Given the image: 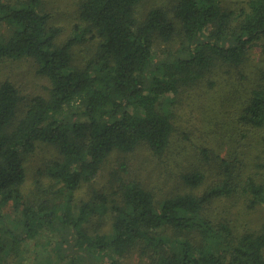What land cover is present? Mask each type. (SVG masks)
Masks as SVG:
<instances>
[{
  "label": "trees",
  "instance_id": "1",
  "mask_svg": "<svg viewBox=\"0 0 264 264\" xmlns=\"http://www.w3.org/2000/svg\"><path fill=\"white\" fill-rule=\"evenodd\" d=\"M143 1L80 0L61 40L44 0H0V61L31 59L49 84L19 114L18 88L0 81V264H25L40 237L54 242V264H264V215L249 227L214 209L226 200L239 215L264 213V0H172L139 16ZM216 86L234 113L230 139L248 138L243 151L221 156L212 119L199 117L203 131L181 127ZM194 131L207 140L174 191L158 197L128 177V155L141 149L169 166ZM39 145L53 156L27 185ZM111 158L121 173L98 185Z\"/></svg>",
  "mask_w": 264,
  "mask_h": 264
},
{
  "label": "rangeland",
  "instance_id": "2",
  "mask_svg": "<svg viewBox=\"0 0 264 264\" xmlns=\"http://www.w3.org/2000/svg\"><path fill=\"white\" fill-rule=\"evenodd\" d=\"M80 0H44V5L46 11L52 16L53 22L62 28V34L60 39H65L70 34L73 24L77 20V8ZM242 0H224V3L232 8H240ZM172 0H144L143 3L139 7L138 15H143L146 11L151 8H156L157 6L163 7V9L171 8ZM76 49V51L80 54H77L79 58H83L86 55V48L82 47ZM259 53L260 49L255 47L250 52L251 62L249 64L250 72H247L249 78L254 77V71L256 68L257 62L259 63ZM8 79L11 81L19 90L22 96L21 102V110L19 114H22L24 111V104L35 95L47 96V90L49 87L48 81L37 74L36 72V64L28 58H21L18 60L11 61H0V81ZM247 90V89H246ZM246 92V91H245ZM220 90L216 86L213 90H210L209 95L207 97L199 98L197 101V105L200 110L194 111L197 112L196 118H191L186 120V116L182 118L185 122L181 126L185 131H187V125L190 121H192L195 128L203 131V127L200 123L199 117L212 119L211 123L207 126V130L210 131L211 127L218 122V131L220 134L222 133L223 141L220 139L212 140L209 138V141L212 142V146L215 147V144L222 146L220 151L221 156L225 155L226 152L231 147L239 148V152L244 150V145L248 143V138L244 137L240 142H233L230 138L233 136L237 137V130L233 131L232 129L236 127V125L231 121V118L234 117L233 112H229L227 108L223 107L222 101L220 98ZM189 102H184L181 106L182 112L183 110L189 111ZM191 106V105H190ZM197 108V107H196ZM184 115L186 113H183ZM221 126V128H220ZM229 130L227 133L225 131ZM208 134L202 135L200 132H192L189 134V139L184 138L182 136L181 140L186 144L189 149L186 152V156L179 155V150L175 149L172 154L168 156L169 166H165L164 162L158 161L156 158H152L148 152H143V150H138L130 155L127 158V167H128V177L141 179L145 181L147 184H150L158 197L166 193H170L174 191L177 187L176 185L179 183V177L181 174L186 171H191V167L195 165V159L193 156V151L197 150V147L200 145L205 146V141L207 140L206 136ZM239 135V134H238ZM180 136V135H179ZM191 136L193 138H191ZM240 137V136H239ZM184 138V139H183ZM192 139V140H191ZM205 140V141H204ZM224 142V143H223ZM235 143V144H234ZM211 147V145H210ZM53 156L52 151L48 152V149H44L43 146L39 145L36 152L26 161V169H27V185L34 186L35 179L38 178V171L44 169V163L51 161V157ZM166 160V159H165ZM121 161L115 160V158L109 159L105 166L103 167L100 175L96 179L99 182L98 185L102 183H106L107 177L109 176L110 171L113 169L121 173V170L117 164ZM213 173L216 172V169H212ZM216 175V174H215ZM127 177V176H126ZM216 177V176H215ZM43 188H48V182L42 180ZM33 189V187H32ZM229 206L228 201H224L223 203H219V206L215 207V212H221L222 215L229 217L232 221L234 217H239L242 223H248L249 227H254L261 221V217H263V210L257 212H249L248 214L239 215L238 210L242 208L241 205L233 209H227ZM227 206V207H226ZM51 239L46 237H40L36 241L38 246L34 243H31L30 256L27 258L25 264H33V260H39L40 257H44L45 260L50 261V264L55 263L56 255L51 251V247L54 246L50 243ZM49 247V248H48ZM135 257V256H134ZM125 264H138V259L131 258L126 260Z\"/></svg>",
  "mask_w": 264,
  "mask_h": 264
}]
</instances>
